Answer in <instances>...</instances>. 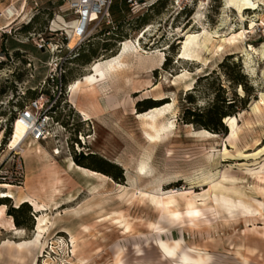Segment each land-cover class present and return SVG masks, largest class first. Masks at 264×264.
Instances as JSON below:
<instances>
[{
  "label": "rangeland",
  "instance_id": "374dc122",
  "mask_svg": "<svg viewBox=\"0 0 264 264\" xmlns=\"http://www.w3.org/2000/svg\"><path fill=\"white\" fill-rule=\"evenodd\" d=\"M114 1L110 23L94 31L91 39L99 59L111 54L103 49L106 38L111 37L114 53H118L122 41H139L149 24L153 27L140 39L141 49L162 51L168 60L160 64L159 57L144 55L143 63H131L127 72L130 82L98 80L92 86L85 79L94 62L81 64L69 59L79 45L69 52L66 30L72 34L68 28L74 20L65 0H0V13L11 4L22 10V16L12 23L0 16V192H12L1 188L9 186L16 192L32 193L47 176L42 182L47 186L43 198L48 197L50 208H57L66 198L65 179L56 170L46 174V166L65 169L67 161L73 160L69 168H80L74 152L95 154L90 163L106 159L123 173L122 179H116L99 170L69 171L67 182L73 184L69 195L74 194L77 201L64 204L54 213L45 211L58 227L50 228L42 239L43 246L35 243L37 218L42 212L28 201L32 209L29 226H18L7 212L18 204L9 197L7 204H0L3 221L6 216L5 223L0 224V264H182L184 256L192 264H264V210L260 217L246 219L231 216L211 203V185L216 182L264 203V0H251L256 7H243L242 11L227 7L225 0H210L208 4L196 1L180 13L173 9L172 0L139 13L128 10L123 0ZM34 15L31 28H23ZM144 16L146 22L142 21ZM103 28L110 33L98 35ZM183 30L210 38L209 42L204 37L199 39L202 48L192 59L180 58L186 42ZM42 39L50 47L40 48ZM228 55L245 75L250 102L225 120L227 137H200L194 133L198 127L181 120L185 96L200 76L216 69L231 98L245 94L242 86L232 81L230 88L223 75L220 63ZM60 59L68 82L57 102L60 121L51 123L45 139L33 143L28 135L25 143L15 146L16 119L21 106L32 98L29 91L58 92L59 84L48 78L54 61ZM212 79L203 81L200 89ZM77 80L86 89L97 90L99 105L94 107V114L89 108H80L91 112L93 119L87 120L73 104L77 93L70 94V87ZM205 91L197 97L196 105L205 106L212 98L211 91ZM145 98L162 102L156 107L161 110L172 105L162 121L175 123L172 135L154 142L144 132L145 119L139 115L156 109L139 108L137 103ZM78 101L87 103L84 93ZM89 102L95 105L94 100ZM44 152L52 157L48 159ZM141 160L151 171L149 176L141 175L143 180L137 178ZM57 173L62 177L58 185L63 197L52 203ZM83 174L87 179L80 178ZM92 178L100 182L96 184ZM81 182L89 192H80L78 199L81 186L77 184ZM164 193L175 201L167 214L155 204ZM98 199H103L104 211L91 218L96 209L92 203ZM89 203L91 208L82 216L72 210ZM85 231L88 236L82 237Z\"/></svg>",
  "mask_w": 264,
  "mask_h": 264
},
{
  "label": "bare ground",
  "instance_id": "6f19581e",
  "mask_svg": "<svg viewBox=\"0 0 264 264\" xmlns=\"http://www.w3.org/2000/svg\"><path fill=\"white\" fill-rule=\"evenodd\" d=\"M24 3L26 4V2H24ZM24 3H23V5H24ZM225 4L229 8L237 7L240 11H242L243 7H245V8H248V7H254L255 8L256 7V4L251 0H242V1L225 0ZM4 13L7 15L8 19H9L8 22H11V23L22 16V10L18 9V8L13 9L12 7H8L6 10H4ZM14 16H16V17H14ZM199 16L200 15L197 14L198 19H199ZM72 23H74V25L69 26L70 28H68L72 32V34L69 33L70 34V41H69L68 46L71 49H74L77 46L79 39L75 34H73V28L77 25V22L74 20ZM152 27H153V25H149L145 29L143 34L139 36L140 37L139 41L133 42L132 39H128V40L124 41L121 44L119 52L115 56L110 57L108 59H101L99 61L94 62L92 67H91V70H90L91 73L86 76V79H85L86 83L94 86V84L98 80H110L114 83H116L117 81H121V80H125L126 82H130L131 79L129 76H127V74H128L127 72L131 68L130 67L131 63H133L134 61H136L138 64L143 63L144 62V55H147V54H149V56H154V58L159 57L158 60H159V63L161 64L165 60V55H164V53H162V51H154L152 53L144 52L143 49H141V46L139 44L140 39L144 36V34L146 33V30L149 31ZM182 32H183L182 35L186 36V42L185 43L183 42L184 43L183 53L180 56V58H183V59H192L194 56H196L197 50L199 51L202 48L201 44L199 43L200 42L199 39L201 37H204L207 42H209V39H210L209 37H206L205 34H194V33H191L189 30L188 31L183 30ZM216 36H218V35H216ZM215 38H217V37H215ZM207 50H209L208 47H207ZM81 84L82 83L80 82V80H77L74 83H72L71 87H70V94L73 95V94L77 93ZM171 108H172V105H169L168 108H164L162 110L156 108V109L152 110L150 113L139 115V117L145 119L143 121V124L147 129L144 132L154 142L156 139H164V138H167L173 134V129L175 128V123L171 122V121L162 122L166 119V116L168 114H170ZM83 115L85 116L86 119L92 118L91 117L92 115L87 113V112H83ZM16 126H18V127L16 128V131H15L13 144L15 146H21L23 143H25L26 138L29 135V125H28V123H26L24 118L18 117L16 119ZM148 129L151 131H149ZM194 133L196 135H199L200 137H204V138H210V137L212 138V136L216 135V134H212L206 130L194 131ZM236 133H237V131H236ZM31 141L33 143L34 142L37 143L36 140H34L33 138L31 139ZM31 145L33 147L34 144H31ZM58 153H59V151H56V154H58ZM69 162L71 163L70 165L73 166L72 161H69ZM138 164H139L138 165L139 175L138 176L136 175V176L139 180H143L141 175L149 176L151 171H148V165L145 161L141 160ZM58 173L56 174L55 180H53L54 182L52 181L53 182L52 184H56L55 187H53L51 190L53 193L50 196L52 198V203L60 200L63 197L61 195V190H60L61 187H59V185H58V184H61L62 177ZM87 175L91 176L90 173H87ZM46 184H48V183H46ZM1 188L8 189L10 187L9 186H2ZM211 190H212V196H213L211 203H214L218 208H223L231 216H235V214H238L243 218L250 219V218L260 217L263 214V210H264V203L263 202L256 200V199L249 198L237 190H234V189H231L229 187L224 186L221 182H216V183L212 184ZM162 191L164 192V190H162ZM158 193H160V192H158ZM133 194H134V192H132V194L130 195V199L132 198ZM166 194L167 193H164L162 195V197H160L158 199V201H156V203H155L156 206H158L159 210H161V212H163L164 214L170 213L171 207L175 204L174 199L171 198V196L169 194L166 196ZM2 195L7 196L8 198L12 197V198H15L17 200H20L19 198L15 197L12 192L2 191V192H0V196L3 197ZM47 199H48V197H47ZM63 200H66V204L67 203L73 204L77 201L74 194H70L68 197H66ZM92 204L96 205V207H95L96 209H95V212L93 214H91L90 217L92 218V217L102 215V213L104 211L103 199H98L95 203H92ZM92 204L87 205L86 207L82 206L78 209H72V210L74 212H76V214L78 216H82L81 215L82 212L86 209L91 208ZM173 215L177 216V213L173 212ZM3 222H4L3 221V209L1 208L0 209V224H3ZM56 223H57V221L55 219L53 221L51 218L49 219L48 216H44V217L39 219L38 228H37V232H36L37 234H36V238H35L36 245L43 246L42 245V239L45 237V235L48 234V232L50 231V228H54V227L56 228V226L58 227V225H56ZM65 231H66L65 229L60 230V232H65ZM15 233H18V231H16ZM73 234L74 233L71 232V235H73ZM10 246H11V242L9 243V247ZM9 251H11V249ZM182 264H192L191 259L184 256Z\"/></svg>",
  "mask_w": 264,
  "mask_h": 264
},
{
  "label": "trees",
  "instance_id": "16d2710c",
  "mask_svg": "<svg viewBox=\"0 0 264 264\" xmlns=\"http://www.w3.org/2000/svg\"><path fill=\"white\" fill-rule=\"evenodd\" d=\"M163 1L164 0H159L151 4L149 6V9L155 7L156 5H160ZM35 18L36 15H34L31 18V20L24 25L23 28L30 29L31 24L34 22ZM142 21L146 22L147 18L144 16ZM95 33L91 34L70 54L69 57L70 60L73 59L81 64H89L92 61L95 62L103 59V58L99 59L100 54L98 48L96 47L94 48V46H92L91 44V39L95 35ZM106 33H110V29L103 28L97 34L106 35ZM116 36L117 38H123V35L122 36L116 35ZM110 38L111 37L106 38L103 43L104 51L105 52L111 51V54L108 57H106V59L113 57L117 54V52L114 53L113 50L114 45L110 43L111 42ZM87 41L89 44L87 43ZM119 41H122V39ZM167 60L168 59L164 60V64L167 63ZM220 68L222 69L223 75L230 82V88L232 81V83L236 85H241L242 88L245 90V94L244 95L236 94L235 98H231V92H229L227 88L223 85V82L221 81V77L218 71L216 69H213L210 73L200 76L197 79L194 87L187 92L185 96L186 104L184 105L183 108L181 120L184 123L193 124L194 126L198 127L199 130H206L212 134L216 133V135L223 134L227 137L229 135V127L225 120L227 118L234 117L233 115L236 112L244 109L250 102L251 95L249 93L248 86L245 82V75L241 72L239 65L235 63H231V55H228L223 59V61L220 63ZM211 78H213L212 82H207V85H205V89L203 90L200 89L202 87V82L209 81V79ZM67 83L68 82L66 79V70H65V72L62 74L60 81L62 88V93L60 98H62V95H64V92L67 87ZM205 90L211 91L212 98L205 106L196 105L197 97L202 95V93H205L206 92ZM41 92H42L41 89L38 93L35 91V89L33 91H29V94L32 97L30 98L29 102L39 97ZM29 102L22 105L19 111L23 110L29 104ZM161 103L153 98H145L139 101L137 103V106L140 108V106L144 105L145 108L144 110H147L150 108L153 109L156 107H160L162 105ZM57 108L58 105H56V108L54 110L56 111ZM56 114L57 111L55 112L56 121H60L59 117ZM65 124L67 125V123ZM74 153H75L74 160L78 163V164L76 163L78 166L82 165L81 167L83 168H87V167H88L87 169L91 168L90 170L95 172L103 171L105 173L112 174L116 179L123 178V173L120 167L111 163L110 161L106 159H100L99 161H94V163L92 161V163H90L89 161L92 160V158H94L95 154H89V153L84 154L82 152H80L79 154H77L76 152ZM116 169L118 171L115 172L114 170ZM9 200L10 199L7 196L0 197V204H7V201ZM7 212L14 216L16 225L25 226V227L29 226L32 209L27 202L21 203L20 205L15 207H9L7 209Z\"/></svg>",
  "mask_w": 264,
  "mask_h": 264
},
{
  "label": "built area",
  "instance_id": "2783aa9c",
  "mask_svg": "<svg viewBox=\"0 0 264 264\" xmlns=\"http://www.w3.org/2000/svg\"><path fill=\"white\" fill-rule=\"evenodd\" d=\"M67 10L73 15V20L77 22V25L73 28V34H75L79 41L77 45H80L86 40L94 31H98L105 24L110 23L111 8L114 5V0H65ZM159 0H123L126 3V8L132 13H139L142 10H146L151 4ZM206 3L210 0H172V7L180 13L186 9L191 3ZM9 7L16 8L15 4H11ZM0 16L8 18L3 12ZM144 31V30H143ZM67 32V31H66ZM69 38L70 34L67 32ZM139 40V39H138ZM40 48L50 47V44H46V41L42 39ZM124 41L121 42V44ZM69 52H72L70 49ZM65 72L63 62L54 61V69L49 74L48 80L57 82L60 87L58 92L53 91L52 94L41 92L39 97L31 100L29 104L20 111L18 117L24 118L29 125V135L34 140H42L50 133V125L52 122L58 123L55 120V108L58 99L61 96V77ZM43 86V85H42Z\"/></svg>",
  "mask_w": 264,
  "mask_h": 264
},
{
  "label": "crops",
  "instance_id": "0c3cea01",
  "mask_svg": "<svg viewBox=\"0 0 264 264\" xmlns=\"http://www.w3.org/2000/svg\"><path fill=\"white\" fill-rule=\"evenodd\" d=\"M80 93H84V96L85 97H87V103L86 102H79L78 101V96L80 95ZM96 94H97V90L95 89V90H91V89H86V87L84 86H80L79 87V89H78V92H77V95L75 96V98H74V105H76V106H78V111L81 113V114H83V112H87V113H89V114H91L92 116V118L91 119H93L94 118V116H93V114H94V107H97L99 104H98V98L96 97ZM90 100H94V104L95 105H92V103L91 102H89ZM79 102V103H78ZM81 107H86V108H89L91 111H92V113L91 112H88V111H85V110H80V108ZM87 120H89V119H87ZM35 149H33V151H34ZM36 151V150H35ZM37 152H41V151H37ZM45 153V155H46V157L48 158V159H50L52 156L48 153V152H44ZM73 161V160H72ZM47 167V171L45 172L46 174L48 173V172H50V171H58V172H60L62 175H63V177H64V179H65V183H64V190H63V193H64V197H67L68 195H69V188L71 189V190H73V187H72V185H71V183H68L67 182V180H68V178H67V176H68V173H69V171H70V173L71 172H73V171H75L76 169H78V170H80L81 172H82V170L80 169V168H83V167H80V166H78V167H80V168H75V169H73V168H69V160L67 161V167L65 168V169H62V168H59L58 166H51V165H49L48 164V166H46ZM85 171H88V172H90V173H94V171H91V170H88V169H86V168H83ZM83 173V172H82ZM96 173V172H95ZM97 175H100L99 173L97 174ZM104 176V175H103ZM47 177V176H46ZM46 177L44 178V179H46ZM81 179H85L86 178V176L83 174V175H81V177H80ZM44 179L43 180H41V182H40V187H39V189L38 190H36V191H33L32 193H23V192H16L14 189H13V187H10V188H8V189H6V190H10V191H12L13 193H14V195L17 197V198H19L20 200H17V199H15L16 200V202H17V204L19 205V204H21V203H24V202H28V201H32L33 202V205L35 206V210L37 211V212H42V214L40 215V216H38V218H37V225H36V229H35V233L37 232V228H38V221H39V219L40 218H42V217H44V216H48L49 217V219L51 218L50 217V215L48 214V213H45V211H51L52 213H54V210H59L61 207H63V205L64 204H66V200H64V203L63 204H61L60 206H58L57 208H50V206H52L51 205V203L47 200V199H44L43 197H44V195H45V192H46V190H47V186H45L44 184H42V182L44 181ZM87 179V178H86ZM92 180H93V182H95L96 184H98L99 182H100V180L99 179H97V178H92ZM69 184H70V186H69ZM78 186H81V189H80V191L78 192V194L80 193V192H83L84 190H87V188H85L83 185H82V182L80 183V184H77ZM88 191V190H87ZM89 192V191H88ZM82 193H80V195H77V198L79 199V198H81V195ZM38 195H40L41 197H39ZM63 201V200H62ZM68 204V203H67ZM4 215H5V209H4ZM5 220H6V216H5V219H4V222H3V224L5 223ZM102 224H104V223H102V222H99V224L98 225H102ZM92 228V227H91ZM117 229V228H116ZM92 231H93V233H96L95 231H94V229H92ZM88 231H85L83 234H82V237H84V235H86V236H88V233H87ZM97 232H99L100 233V231H97ZM82 239V238H81ZM94 239H96V238H94ZM80 242V241H79ZM86 247H88V245L86 246ZM81 250V249H80Z\"/></svg>",
  "mask_w": 264,
  "mask_h": 264
}]
</instances>
